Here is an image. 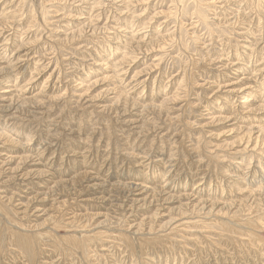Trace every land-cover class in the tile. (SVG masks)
<instances>
[{
  "label": "rangeland",
  "instance_id": "obj_1",
  "mask_svg": "<svg viewBox=\"0 0 264 264\" xmlns=\"http://www.w3.org/2000/svg\"><path fill=\"white\" fill-rule=\"evenodd\" d=\"M95 1L0 0V99L40 108L0 113V264H264V0Z\"/></svg>",
  "mask_w": 264,
  "mask_h": 264
},
{
  "label": "bare ground",
  "instance_id": "obj_2",
  "mask_svg": "<svg viewBox=\"0 0 264 264\" xmlns=\"http://www.w3.org/2000/svg\"><path fill=\"white\" fill-rule=\"evenodd\" d=\"M5 1V0H4ZM58 1V0H57ZM60 1V0H59ZM106 1V0H105ZM108 2H109V4H110V2H111V0H107ZM213 1H215L217 4L218 3H220L219 2V0H211V2H209L208 4L209 5H212L213 3ZM52 2V1H51ZM61 2L63 3V5L65 4V3H70V4H73V5H76V7H75V9H77L78 11L77 12H79V9H80V13L82 12V11H84L83 9H86L85 7H88L89 6V9L86 11V12H90V14L92 13V12H95V11H97L98 10V6H100L99 5V3L100 2H97V1H95V3H93V4H90V3H88V0H61ZM116 2H119V3H122V2H124V0H118V1H116ZM221 2H222V0H221ZM223 2H225V1H223ZM227 2V1H226ZM229 2V1H228ZM114 2H112V4H113ZM130 3H132L131 1H129L128 3L127 2H124L123 3V5H121V6H118V7H124V6H128V5H130ZM134 3H136V1L134 2ZM232 3V2H231ZM5 4V3H4ZM7 4H8V1H7ZM118 4V3H117ZM222 4V3H221ZM228 4H230V3H228ZM227 3L224 5L225 7L228 5ZM93 5V6H92ZM120 5V4H119ZM11 6V5H10ZM91 6V7H90ZM113 6H116V4L115 5H113ZM72 9V8H71ZM74 9V10H75ZM116 10V9H115ZM76 11V10H75ZM117 11H118V9H117ZM116 14H118V13H116ZM85 15H86V13H85ZM120 15V14H119ZM58 16V14L56 15V17ZM124 16V15H123ZM70 17V16H69ZM53 18H55V17H53ZM64 18V17H63ZM63 18H61V19H63ZM66 18H67V16H66ZM78 18H80V17H78ZM57 19V18H56ZM81 19V18H80ZM80 19H75V20H80ZM2 20V19H1ZM8 22V21H7ZM13 22V21H12ZM59 22H60V19H59ZM2 23V22H1ZM9 23V22H8ZM13 23H15V22H13ZM13 23H11V25H10V23H9V25H5V26H7V28L8 29H10V27L12 26V24ZM5 24V23H4ZM2 25V24H1ZM85 25H86V28L87 29H89V31L88 32H91V35L93 34V32H94V34H96L97 33V31L99 30V28L98 27H94L95 25L94 24H89V22L88 23H86V24H84V25H82V28H84L85 27ZM4 26V25H3ZM4 26V27H5ZM12 28V27H11ZM1 29H2V27H1ZM6 29V28H5ZM14 30V29H13ZM5 31H7V30H5ZM9 31V30H8ZM0 32H1V30H0ZM80 32L82 33L83 32V30H80ZM3 33V32H2ZM27 33V32H26ZM78 32H75V33H72V34H77ZM85 34V33H84ZM1 35V34H0ZM11 35V34H10ZM10 37V36H9ZM11 38V37H10ZM5 39V38H4ZM12 41V40H11ZM9 43V42H8ZM4 46V45H3ZM1 48V47H0ZM4 65V64H3ZM239 69H243L242 68V66L241 67H238ZM7 69V67H5V66H3L2 68H0V72L3 74V71H5ZM37 74V73H36ZM5 79V78H4ZM32 79H33V77H32ZM244 80V79H243ZM246 80V79H245ZM4 81V80H3ZM7 80H5V82H6ZM28 81H32V80H28ZM34 82V81H33ZM240 82V81H239ZM242 82V81H241ZM29 83V82H28ZM234 84H237V83H232L231 84V86L232 85H234ZM241 85H243V84H241ZM240 85V86H241ZM3 86H5V87H7L8 85L5 83V84H3ZM25 86V85H24ZM236 86H238V85H236ZM23 87V86H22ZM24 88V87H23ZM26 88V87H25ZM43 88V87H42ZM45 88V87H44ZM43 88V89H44ZM247 88H249V87H247ZM22 89V88H21ZM81 89H82V85L81 84H78V90H79V92L81 91ZM248 91V94H251V93H257V92H259V91H257V90H262V87H260V86H254V88H249V89H247ZM25 92V91H24ZM41 92V91H40ZM43 92V91H42ZM2 94H5L1 99H0V113H2V112H10V111H14L15 113L17 112V111H19L20 113L21 112H25V113H28L29 114V111L27 110L26 111V106H28V107H30V109H32L31 110V112H34L33 110H36V109H38L39 108V102L38 101H34V99H32V100H28V101H25V102H22L21 104H15V105H13V103L11 102V98H10V96H8V95H11V93H10V90L8 91V90H4L3 89V91H2ZM38 94H40V93H38ZM38 96V95H37ZM8 97L10 98L9 100H8ZM83 97H85L83 94H78V98H79V102L81 103V101L80 100H83L84 98ZM13 98V97H12ZM27 98V97H26ZM20 99V98H19ZM18 99V100H19ZM30 99V98H29ZM119 100H120V98H116L115 99V101H114V104L115 105H117L118 104V102H119ZM19 102V101H18ZM89 103H92V102H90V101H87V103H85L84 105L83 104H79L78 103V107H82V106H85V105H87V104H89ZM139 104V103H138ZM138 104H136L137 106H138ZM135 104L133 105L134 106V108H136L137 106H136ZM92 106H95V104H89V105H87L86 107H92ZM152 106V105H151ZM145 107H147V106H145ZM26 108V109H25ZM77 108V107H76ZM143 108V107H142ZM154 108V107H153ZM152 108V109H153ZM40 109V108H39ZM42 109V108H41ZM78 109V108H77ZM147 110V109H146ZM148 110H150V109H148ZM43 111V110H42ZM48 111V110H47ZM256 112V113H264V107H262V106H258L257 108H255V109H250L249 108V110H248V112ZM3 114V113H2ZM1 114V115H2ZM14 114V113H13ZM2 116H5V115H2ZM262 118H261V120H264V115L263 116H261ZM1 119H2V117H1ZM1 121V120H0ZM3 121V120H2ZM248 121H249V119H248ZM4 122H5V120H4ZM140 122V120L139 121H136L135 119H128V120H123V124H124V126L125 127H132L133 125H135L136 123H139ZM6 123V122H5ZM135 128H141V127H135ZM255 133V134H257V136L260 134V136H264V132H263V130L259 127V126H252L251 128H249L248 130H247V132H246V134H249V137H248V139L250 138V133ZM0 133H2V131L0 130ZM71 134V133H70ZM2 135V134H1ZM256 138V137H255ZM19 142V141H18ZM20 143V142H19ZM247 144H248V142H247ZM27 145H29V144H27ZM20 148H21V146H20ZM19 149V148H18ZM4 150V149H3ZM0 156H2V155H0ZM32 156V155H31ZM30 157V156H29ZM33 158V157H32ZM12 159L13 158H8V161H5L3 164H2V167L3 166H6L7 164H9L11 161H12ZM31 160V159H30ZM18 161V160H17ZM29 161V158L28 157H21V158H19V161H18V163H17V166H16V168L15 169H12V170H10L9 172H11L12 174H14L15 172V174H16V176L18 177H20V179H23V180H27V179H31V176L32 177H42V176H46V173L45 172H43V171H30V170H28L27 172L25 171V172H23V173H21L20 175H18L20 172H21V170H20V168H21V166H23L22 164H28L27 162ZM0 168V173H4L5 174V172L3 171L4 169L3 168ZM7 170H9V168L7 169ZM26 170V169H25ZM11 173H9V174H11ZM44 176V177H45ZM78 177V176H77ZM55 179V178H54ZM75 179H76V177H75ZM78 179V178H77ZM76 179V180H77ZM82 179H85V181H87L89 178H85V177H83V178H80L79 180H77L76 181V183L75 184H78V181L79 182H81L82 181ZM68 180V179H67ZM90 180H92L91 178L89 179V181ZM62 181V180H61ZM64 181V180H63ZM95 181V180H94ZM5 182V181H4ZM53 183H55L54 184V190L52 191L53 192V194L52 195H50V192H47V193H43V194H39L38 192L37 193H35L32 197H30L29 199H27V202H26V205L24 206V205H22V203H18L17 205H22L19 209H23L22 210V212H20V214H21V216L22 215H25L26 216V214H27V212H29L30 210V206H33L34 204H42V203H44V202H46V201H48V199L50 200V199H52V197L54 196V195H57V196H64V195H66V197L69 195L70 196V194L72 193V192H74V194H78V192H77V190L75 189V184L73 183V182H70V181H64V182H54V180H53ZM99 185V184H98ZM98 185H86L85 186V188L84 189H86V190H89V189H92L93 187H96V186H98ZM39 186V185H38ZM111 186H113V185H111ZM110 186V187H111ZM124 187H127V188H125L124 189V191H127V194H128V192H135V191H138V192H140V193H142L141 191L142 190H146V191H148V192H150L152 195L155 193V190H153V189H146L145 187H143L141 184H138V183H132L131 185H129V186H124ZM163 189V188H162ZM19 190V189H18ZM79 191V190H78ZM161 192V191H160ZM124 193H126V192H124ZM140 193L139 194H137V195H135V196H137L136 198L137 199H135V200H133L137 205H139L138 207H143V206H146V205H150L151 204V200H145L146 202H142V204L140 205L139 203L141 202V201H143V199H141V198H139L138 196H140ZM81 194V193H80ZM15 195H17V194H15ZM129 195V194H128ZM1 196V195H0ZM146 197V196H145ZM1 198V197H0ZM7 198V197H6ZM151 198V197H150ZM4 199V198H3ZM8 200V202H11V200H12V197H10V198H7ZM74 199V198H73ZM77 199V198H76ZM148 199V198H147ZM71 200V199H70ZM52 204H51V209L52 208H55V203H56V200H54V199H52ZM65 202V201H64ZM70 202V201H69ZM66 203V202H65ZM64 203V204H65ZM68 203V202H67ZM66 203V204H67ZM72 203H76V202H72ZM70 204V203H69ZM40 205H37V206H35L34 208H35V212H38L39 211V207H40ZM62 204H60L59 203V206H57L56 207V210L58 209V211L60 212L61 211V208L63 209V206H61ZM68 205V204H67ZM0 206H2V205H0ZM16 206V205H15ZM212 206V205H211ZM65 207H66V205H65ZM64 207V208H65ZM3 207H1V209H2ZM60 208V209H59ZM17 211V210H16ZM44 211V210H43ZM42 211V212H43ZM51 211H54V210H51ZM13 212H15L14 210H13ZM6 213V212H5ZM18 213V212H17ZM54 213V212H53ZM68 213V212H67ZM7 214V213H6ZM15 214H16V212H15ZM57 214V213H56ZM41 215V214H40ZM70 215V214H69ZM72 215V214H71ZM53 216V215H52ZM22 217H24V216H22ZM55 217V216H54ZM76 218H78V216H77V214H75V215H73V216H70L69 218H68V220H70V222L71 221H74ZM52 219V218H51ZM54 219V218H53ZM60 220V219H59ZM47 221V220H46ZM51 221V220H50ZM45 222V221H44ZM48 222V221H47ZM60 222V221H59ZM69 222V223H70ZM57 223V222H56ZM56 223H55V225H56ZM74 223V222H73ZM42 225H43V223H42ZM41 225V226H42ZM24 226V225H23ZM35 226H36V224H35ZM38 226V225H37ZM39 226H40V224H39ZM38 226V227H39ZM31 227V226H30ZM38 227H36V228H38ZM28 228H29V226H28ZM64 228H66V227H64ZM14 229H15V227H14ZM17 229V228H16ZM26 229H27V227H26ZM58 229H59V227H58ZM69 229V228H68ZM18 230V229H17ZM50 230V229H49ZM67 230V229H66ZM71 230V229H70ZM52 231V230H51ZM13 232V231H12ZM17 232V231H16ZM23 232V231H22ZM69 232V231H68ZM21 233V232H20ZM52 233H54V234H56V231H53ZM13 234V233H12ZM22 234V233H21ZM28 234V233H27ZM48 234H50V232L48 233ZM54 234H52V235H54ZM14 236V235H13ZM17 235H15L14 237H16ZM23 236V235H22ZM49 236V235H48ZM72 236V235H71ZM18 237H19V235H18ZM33 237V236H32ZM32 237H30V235L29 236H26V238H24V237H22V238H24V239H26L25 241H27L28 242V244H29V246H28V244L25 242V244H27V245H25V247H28L26 250H33L34 249V245H36V246H38L37 244H35V242H34V239L32 238ZM55 237V236H54ZM70 237V236H69ZM78 237V236H77ZM51 238V237H50ZM57 239V238H56ZM60 239V238H59ZM23 240V239H22ZM24 241V240H23ZM73 241V240H72ZM21 243V242H20ZM54 243V242H53ZM74 244V243H73ZM24 245V244H23ZM22 246V245H21ZM35 246V247H36ZM32 253H33V251H32ZM34 255L36 254V252L35 253H33ZM33 257V256H32ZM47 264H48V262H46Z\"/></svg>",
  "mask_w": 264,
  "mask_h": 264
}]
</instances>
